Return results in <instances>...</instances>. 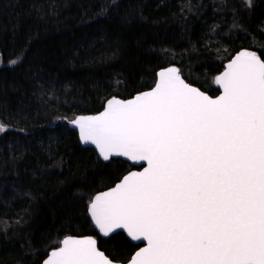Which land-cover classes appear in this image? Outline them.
<instances>
[{
	"label": "trees",
	"instance_id": "1",
	"mask_svg": "<svg viewBox=\"0 0 264 264\" xmlns=\"http://www.w3.org/2000/svg\"><path fill=\"white\" fill-rule=\"evenodd\" d=\"M262 29L264 0H0V264H41L58 241L85 235L129 261L139 245L98 236L87 206L133 167L100 160L68 120L151 89L171 65L216 96L235 53L264 59Z\"/></svg>",
	"mask_w": 264,
	"mask_h": 264
},
{
	"label": "snow or ice",
	"instance_id": "2",
	"mask_svg": "<svg viewBox=\"0 0 264 264\" xmlns=\"http://www.w3.org/2000/svg\"><path fill=\"white\" fill-rule=\"evenodd\" d=\"M213 82L223 90L215 98L169 67L151 90L68 120L104 161L147 164L87 206L102 238L125 230L146 241L130 264H264V59L243 50ZM97 243L67 236L41 264H119Z\"/></svg>",
	"mask_w": 264,
	"mask_h": 264
},
{
	"label": "water",
	"instance_id": "3",
	"mask_svg": "<svg viewBox=\"0 0 264 264\" xmlns=\"http://www.w3.org/2000/svg\"><path fill=\"white\" fill-rule=\"evenodd\" d=\"M243 50H250V51H254V50H251V49H242V50H240L239 52H237V53H235L233 56H232V58L230 59V60H228L225 64H224V68H223V70L219 73V74H217L216 76H218V75H220L224 70H225V67H226V65L232 60V59H234V57L236 56V55H238L241 51H243ZM258 54V53H257ZM259 55V54H258ZM260 56V55H259ZM261 57V56H260ZM262 59V58H261ZM176 67V68H178V69H180L178 66H175V65H171V66H168V67H166V68H169V67ZM166 68H163V69H161V70H159L158 72H157V79H156V81L158 80V73L160 72V71H163L164 69H166ZM180 74H181V77L185 80V78L183 77V75H182V73H181V71H180ZM215 76V77H216ZM186 81V80H185ZM187 82V81H186ZM187 83H189V82H187ZM193 86H195V85H193ZM214 86H215V88L216 89H218V94L216 95V96H218V95H220V94H222V88L219 86V85H217V84H215L214 83ZM195 87H197V86H195ZM199 88V87H198ZM149 90H151V89H148V90H145V91H149ZM201 90V89H200ZM145 91H143V92H145ZM201 91H203V90H201ZM141 93V92H140ZM137 94H139V93H137ZM137 94H135L133 97H131V98H128V99H121V98H117V97H115V98H117V99H120V100H129V99H132V98H134ZM206 94H208L207 92H206ZM209 96H211L210 94H208ZM216 96H211L212 98H215ZM111 99V98H110ZM106 104V103H105ZM104 107H105V105H104ZM104 107H103V109L101 110V111H103L104 110ZM100 111V112H101ZM100 112H98V113H95V114H87V115H78V116H92V115H97V114H99ZM77 117V116H76ZM70 126H71V128L74 130V131H76L77 132V134H78V139H79V142H80V144H81V146H83V147H87V148H92L93 150H95V152H96V154L98 155V157H99V159L100 160H102L103 162H108V161H104L103 160V158L102 157H100L99 156V153H98V150L96 149V146L95 145H93V144H91V143H89V144H84V143H82L81 141H80V137H79V130H78V128H76V127H74V126H72L71 124H70ZM112 159H121V160H123V161H125V162H128L133 168L130 170V171H128L126 174H124V175H127L129 172H132V171H142L143 170V167H146L147 166V164H146V162H141V164H135V163H133V162H131V161H129L126 157H113ZM111 159V160H112ZM123 175V176H124ZM122 176V177H123ZM120 181V180H119ZM118 181V182H119ZM118 182H116V183H118ZM115 183V184H116ZM115 184L113 185V186H111V187H109V188H107V189H105V190H102V191H100V192H97L95 195H97V194H99V193H101V192H106V191H108V190H110L112 187H114L115 186ZM94 195V196H95ZM93 196V197H94ZM89 219H90V221H91V217L89 216ZM91 223H92V221H91ZM92 225H93V223H92ZM93 227H94V225H93ZM94 229H95V231H96V233H97V235L98 236H100L99 235V233H98V230L94 227ZM123 233L133 244H135V245H140L137 249H136V251L135 252H137V251H139V249H140V247H144V246H146V241H140V242H136V241H132L131 239H130V237H128L127 236V233H126V231L125 230H117V232L116 233H113L112 235H114V234H117V233ZM111 235V236H112ZM86 236H93L94 238H96L97 239V237L96 236H94V235H85V236H74V237H77V238H83V237H86ZM110 236V237H111ZM101 237V236H100ZM66 238V237H65ZM102 238V237H101ZM109 238V237H108ZM97 242H98V239H97ZM97 247H98V249L100 250V251H102V252H104L103 250H101L100 248H99V242L97 243ZM51 251V250H50ZM50 251H49V253H50ZM135 252L133 253V255L135 254ZM48 253V254H49ZM47 254V255H48ZM104 254H105V252H104ZM132 255V256H133ZM105 256H107L106 254H105ZM108 257V256H107ZM47 258V256L44 258V259H46ZM109 258V257H108ZM110 259V258H109ZM119 264H130V259H129V261H127L126 263H121V262H119Z\"/></svg>",
	"mask_w": 264,
	"mask_h": 264
},
{
	"label": "rangeland",
	"instance_id": "4",
	"mask_svg": "<svg viewBox=\"0 0 264 264\" xmlns=\"http://www.w3.org/2000/svg\"><path fill=\"white\" fill-rule=\"evenodd\" d=\"M215 78V77H214ZM93 198V197H92Z\"/></svg>",
	"mask_w": 264,
	"mask_h": 264
},
{
	"label": "flooded vegetation",
	"instance_id": "5",
	"mask_svg": "<svg viewBox=\"0 0 264 264\" xmlns=\"http://www.w3.org/2000/svg\"><path fill=\"white\" fill-rule=\"evenodd\" d=\"M140 246V245H139Z\"/></svg>",
	"mask_w": 264,
	"mask_h": 264
}]
</instances>
